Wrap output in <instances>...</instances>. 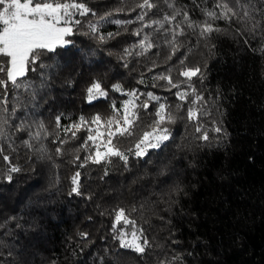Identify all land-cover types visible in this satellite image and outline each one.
Masks as SVG:
<instances>
[{
    "label": "trees",
    "instance_id": "obj_1",
    "mask_svg": "<svg viewBox=\"0 0 264 264\" xmlns=\"http://www.w3.org/2000/svg\"><path fill=\"white\" fill-rule=\"evenodd\" d=\"M61 2L91 10L76 13L71 43L29 65L18 83L30 87L0 86V264H264V0H152L151 9L137 7L143 0ZM219 3L237 16L211 20L207 12L223 14ZM206 21L221 31L188 26ZM97 81L106 95L89 100ZM130 92L139 118L132 135L112 140L127 161L87 159L92 120H120ZM160 104L176 117L164 125L169 139L136 156ZM81 118L79 130H64ZM121 208L134 224L116 223ZM125 230L147 239L144 253L121 247Z\"/></svg>",
    "mask_w": 264,
    "mask_h": 264
},
{
    "label": "snow or ice",
    "instance_id": "obj_2",
    "mask_svg": "<svg viewBox=\"0 0 264 264\" xmlns=\"http://www.w3.org/2000/svg\"><path fill=\"white\" fill-rule=\"evenodd\" d=\"M152 0H143V3L137 5L139 8L151 9L155 7ZM0 56L7 57L9 59L10 66L5 68L3 64H0V72H4L7 79L0 80V86L7 88L10 82L14 87H21L23 85L25 88L30 87L29 85H24L23 81L18 83L19 78L26 76L29 71V65L33 66V70L37 61L40 60L41 56L45 52L55 51L57 46H64L70 44L71 41L66 40L65 37L73 33V28L71 26L73 12H78L81 15L89 13L91 10L87 8L83 3L77 2H61V0H0ZM217 7L223 10L222 16H218L215 11L207 12V16L211 20L224 19L231 21L233 17L237 16L234 9L229 7L226 3H219ZM119 11V10H118ZM106 15H111L108 13ZM247 15V13H245ZM105 17H101L104 19ZM137 19H143L142 16H138ZM165 21L170 22L176 19L175 15L165 16ZM185 21H188L187 14H185ZM79 24V20L74 21ZM115 23H128V21L116 20ZM153 23H156L153 21ZM163 26V25H161ZM189 27H198L200 29V34L202 36L210 35L212 32H219L221 29L213 26L212 23L206 21L201 25H194L191 22L188 24ZM90 30L93 33L99 32L95 24L89 25ZM175 31V30H173ZM179 33L183 34V29L179 28ZM137 35L140 33L137 32ZM112 34L109 33V36ZM100 41H104L105 37L103 35H98ZM173 45L172 50L175 52L177 50V45L175 44V39L169 41ZM140 47L145 50L153 47L150 38L145 36L144 40L141 42ZM126 54H130L127 49H125ZM200 73L199 68L186 69L180 74L184 77L191 78ZM160 79H165L172 85V87H178L176 84H172L171 76H161ZM116 90H121L120 85H113ZM88 99L92 100L96 95L104 96L106 93L102 90L101 83L99 81L94 82L88 88ZM195 93V89H192ZM130 96L135 97V92L128 93ZM152 100H158L159 97L154 96L152 93L147 94ZM180 100H185L187 98L186 92H178ZM202 100V97L196 96L193 103ZM135 107L134 101H126L124 104V114L121 120L109 119L106 121V126L108 130L104 135H106L105 140H101L100 144L97 145L95 155L89 156L87 159L93 160L95 163H100L103 160H107L110 156H118L123 160L127 161L128 157L124 155L123 152L119 150L115 145L112 144V140L116 136L132 135V127L135 121L139 118L135 111L129 112V106ZM144 108L148 105L144 104ZM158 119L154 121L151 126L150 131H145L142 137L139 139L138 143L135 144L136 151L134 155L144 156L147 149L160 147L163 141L169 139V132L164 125L166 123H174L176 117L167 109L164 104L159 105V109L156 112ZM188 116L191 119H196L198 116V110L196 108H190L188 110ZM59 120V118H57ZM100 117L96 116L92 123L99 124ZM88 122L81 118L80 124H73L71 128H65L64 130L71 131L72 129L79 130L83 125ZM115 125V129L111 128ZM41 127L43 125L41 124ZM99 131V129H97ZM197 131H201L198 127ZM215 131L220 132V128H216ZM75 131L72 135L75 136ZM39 135V133H37ZM202 139L207 140V134H203ZM88 140L96 141L97 137L93 135L88 136ZM101 144L104 147V151L101 152ZM59 151V149H57ZM7 159V157H5ZM79 159V157H77ZM11 171H19L18 168L13 167ZM79 177L80 174L77 172L72 177L73 182V192H79ZM8 179H11L9 176ZM116 223L121 224H134L135 222L130 220L126 215L125 209L121 208L117 211L115 217ZM115 230V229H114ZM142 232V229L140 230ZM129 233L124 232L122 236L118 237L121 241L122 248H129L137 253H144L148 245L146 238L138 235L136 231L131 232V239H128Z\"/></svg>",
    "mask_w": 264,
    "mask_h": 264
},
{
    "label": "rangeland",
    "instance_id": "obj_3",
    "mask_svg": "<svg viewBox=\"0 0 264 264\" xmlns=\"http://www.w3.org/2000/svg\"><path fill=\"white\" fill-rule=\"evenodd\" d=\"M0 11H2V7L0 8ZM76 13H77V12H73L72 23H71L72 28H73V21L75 20ZM65 39L68 40V39H67V36L65 37ZM102 90L106 93V91H105L104 89H102ZM99 96H100V95H96L95 98H97V97H99ZM95 98H94V99H95ZM92 100H93V99H92ZM126 101H134V104H135V106H136V99H135V97L129 95V96L126 98V100L123 102V110H122V115H121L120 120L122 119V116H123V114H124V104H125ZM132 111H135V107L133 108V107L130 105V106H129V112H132ZM111 128L114 130V129H115V125H112ZM97 129H99V131H97ZM107 130H108V127L106 126V123H104V122H99V124H96V125H95L94 133H93L92 135L97 137V140L95 141V144H96L95 146H96V148H97V145L100 144L101 140H105V139H106V135H104V134L106 133ZM112 144H113V142H112ZM113 145H114V144H113ZM99 150H100L101 152L104 151V147H103L102 144H101ZM95 151H96V149H95ZM133 231H136V230H133ZM124 232L129 233V235H128V239H131V235H130V234H131L132 231L128 232V231L125 230V231H123V233H124ZM137 234H138V233H137ZM138 235H139V234H138Z\"/></svg>",
    "mask_w": 264,
    "mask_h": 264
}]
</instances>
